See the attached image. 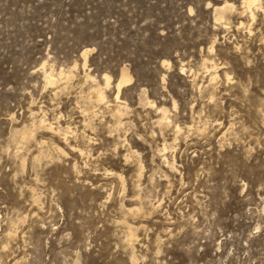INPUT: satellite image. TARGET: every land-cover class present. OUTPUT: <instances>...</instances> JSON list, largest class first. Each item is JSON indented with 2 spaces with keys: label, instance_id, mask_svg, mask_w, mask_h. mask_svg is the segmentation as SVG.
<instances>
[{
  "label": "rangeland",
  "instance_id": "rangeland-1",
  "mask_svg": "<svg viewBox=\"0 0 264 264\" xmlns=\"http://www.w3.org/2000/svg\"><path fill=\"white\" fill-rule=\"evenodd\" d=\"M249 16L0 0V264H264V11Z\"/></svg>",
  "mask_w": 264,
  "mask_h": 264
},
{
  "label": "bare ground",
  "instance_id": "bare-ground-1",
  "mask_svg": "<svg viewBox=\"0 0 264 264\" xmlns=\"http://www.w3.org/2000/svg\"><path fill=\"white\" fill-rule=\"evenodd\" d=\"M242 4V3H241ZM243 4H244V6H245V8H246V11L249 13V15L251 16H249L251 19L254 17V13H255V11L256 10H260V9H262L263 11H264V6L262 5V4H260L259 3V0H243ZM243 6V5H242ZM225 9L226 7H225V5H223L222 6V9ZM243 8V7H242ZM219 9H221V6H220V8ZM216 10V9H215ZM243 10V9H242ZM218 11V10H217ZM221 12V11H220ZM225 12V11H224ZM259 12V11H258ZM210 49V48H209ZM83 56H84V61H85V56H86V51H83ZM212 68H215V66L213 65V66H211ZM54 74H52V73H50V72H48V73H46L45 72V80H46V83H49V84H52V83H54L55 82V79H54V76H53ZM216 76H217V72H213V74L211 73V78L212 79H214V78H216ZM104 78H105V82L106 83H108V79H109V77L108 76H104ZM129 78L130 77H128L127 76V73H123V74H121V77L119 78V80L117 81V83H116V93H115V99H116V101L117 100H119V93H120V88H121V86H122V84H124L126 81H128L129 80ZM63 80V79H62ZM212 81V80H211ZM210 81V82H211ZM99 87V86H98ZM91 94L96 98V100H98V101H102L103 99H105L104 98V93H103V91H101L99 88H94V89H92L91 90ZM89 95V94H88ZM91 95V96H92ZM90 98V97H89ZM92 99V98H91ZM97 104V103H96ZM103 105V104H102ZM119 106V105H118ZM116 111V110H115ZM119 112V111H118ZM161 112V111H160ZM116 114V113H115ZM119 114V113H118ZM113 115H114V113H113ZM117 116V115H116ZM116 116H114V117H116ZM120 116H121V114H120ZM162 116V115H161ZM117 118V117H116ZM115 118V119H116ZM163 118V117H162ZM161 118V119H162ZM119 119V118H118ZM168 121V120H167ZM118 122V121H117ZM159 123H161V122H159ZM165 125V124H164ZM44 128H45V126L44 125H42ZM176 129H177V127H176ZM47 130H48V128H47ZM24 132H26V131H24ZM27 134V133H26ZM23 135V134H22ZM28 137V136H27ZM64 137V136H63ZM64 139V138H63ZM23 140V139H22ZM59 150V149H58ZM61 151V150H60ZM36 201V200H35ZM131 234V233H130ZM131 236H132V234H131ZM130 236V237H131ZM130 241H131V239H129ZM128 243V242H127ZM131 243V242H130ZM134 264V263H133Z\"/></svg>",
  "mask_w": 264,
  "mask_h": 264
}]
</instances>
